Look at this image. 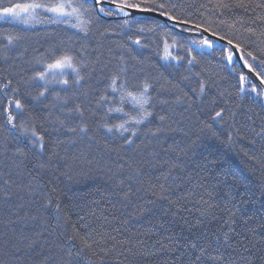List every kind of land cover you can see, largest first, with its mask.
Segmentation results:
<instances>
[{"label": "trees", "instance_id": "trees-1", "mask_svg": "<svg viewBox=\"0 0 264 264\" xmlns=\"http://www.w3.org/2000/svg\"><path fill=\"white\" fill-rule=\"evenodd\" d=\"M16 2L20 0H0V6ZM165 2L178 5L174 10H168L173 16L188 20L189 25H200L202 29H210L211 34L215 32L217 37H225V41L232 39L234 43H239L245 49V57L247 51L253 52L257 61L246 58L259 71L258 61L264 58V37H258L264 32V22L257 20L256 16L264 14V10L257 9L255 13L239 8L215 10L212 6L216 0ZM253 2L258 3L259 0ZM40 17L50 24L25 26L10 20L0 22V47L7 44L4 39L6 35L22 37L9 45V55L14 57L13 60L5 62L0 59V79L9 76L15 85L21 73L25 76L32 74L33 65L27 61L34 64L35 59L41 58L47 49L53 47L79 50L81 44H86L88 51L85 55L93 60L100 55L103 64L110 55L114 57L119 54V45L127 46L130 43L129 33L135 38L138 29L145 28L146 31L139 34L142 43L148 44L147 48L140 50L141 58L145 61L144 71L153 76L163 72L176 80H180L181 76H190V82L181 83L185 91L195 86V73H201L200 78L212 82L213 93L223 92L231 97L230 102L240 105L235 117L240 133L234 137L233 143H222L225 140L224 129L214 125L221 134L220 139L205 137L198 142L194 154L190 153L191 160L186 159L187 173L193 179L182 185L181 189H176L173 199L185 195L189 190H193L195 195L182 200L183 207L177 205L170 209L167 202L162 200H157L155 205L147 204L146 201L154 199L151 193L145 191L137 180H128L127 170L118 169L117 165L121 163L119 156L127 159L128 155H135L131 150L119 149V141L98 137L99 142L83 140L76 144H65L55 151L60 157H65L67 153V159L54 157L49 162L51 141L57 136L65 139L63 134L46 137L49 144L42 156L29 150L22 141L10 138L9 149L6 152L0 150V264H180L187 254L181 256L182 249L176 252L171 249L175 242L183 244L191 241H211L226 253V264H264V197L261 196V188L264 187V134L256 135L264 127V106L254 93L251 100L244 94H237L238 75L242 70L235 57L234 63L230 64L223 58L228 51L224 47L214 43L211 48L201 47L202 39L179 33L157 19L161 27L138 22L152 18H131V26L126 28L118 27L123 25L125 18L100 16L99 24L90 25L92 32L90 38L85 40L83 33L69 24L51 22L50 14L42 12ZM97 28L111 34L103 40V49L96 47V41L100 39L96 34ZM147 28L155 31L148 32ZM164 42L170 46L173 55L185 57L180 64L161 59L165 55ZM193 57L197 63L189 65L187 60ZM102 64L97 66V77ZM233 67L235 72L232 71ZM52 87L57 91L61 88L59 85ZM98 87H102V84ZM61 95L64 93L61 92ZM28 103L33 106L34 114L40 117L35 121L38 128L41 124L48 127L43 120L47 109L43 105H34L31 100ZM3 119L0 116V124H3ZM7 132V126L0 128V136ZM176 138L180 139L179 136ZM17 148L26 155L16 154ZM86 160L92 163L87 164ZM208 161H221L222 165L217 164L212 169L213 175L202 181L205 187H198L197 165L202 166ZM40 164H44V167L41 168ZM109 169L112 171L109 172ZM160 171L146 168L143 179H151L155 183ZM224 171L234 175L237 182L234 184L230 175L228 184H217V180H223ZM121 180L124 181L123 185L120 184ZM229 185H232L231 188ZM129 190L130 198L125 200L124 192ZM245 193L248 195H243ZM242 196L245 202L239 204L240 210L232 225L234 231L230 232L227 222L233 206ZM49 199L54 203L51 207H45ZM56 204L60 206L59 219L55 214ZM135 204H143L150 211L130 217ZM165 209H168L166 214ZM225 232L229 233V248L223 246ZM89 233V242L97 241L98 244L93 245L92 251L85 249L77 257L75 253L83 248L80 236L89 237ZM217 235L221 237L219 243L214 239ZM70 237L75 238L70 241ZM29 243L31 247L27 246ZM69 250L73 253L71 258L67 255Z\"/></svg>", "mask_w": 264, "mask_h": 264}, {"label": "snow or ice", "instance_id": "snow-or-ice-1", "mask_svg": "<svg viewBox=\"0 0 264 264\" xmlns=\"http://www.w3.org/2000/svg\"><path fill=\"white\" fill-rule=\"evenodd\" d=\"M177 7L178 5H170L165 0H20L8 6H0V18H11L28 24L30 20H37L42 12L51 13L49 18L51 22L67 23L78 32H82L85 40H88L92 32L90 25L99 24L101 15L124 17L123 25L118 27L127 28L131 26L132 13L138 12L152 18L138 21L139 23L145 25L153 23L156 27H161L162 25L157 23L155 17H163L177 25H184L187 30L190 22L173 16L168 10L169 8L174 10ZM212 7L215 10L228 11L239 8L245 12L255 13L257 9L264 10V0H259L258 3H254L253 0H216ZM73 19L75 23L72 22ZM256 19L264 22V14L257 15ZM193 27L200 29L201 26ZM145 31V28H139L135 38L129 33L130 43L127 46L119 45L121 49L119 54L114 57L110 55L108 61L103 64L100 55H97L94 60L85 55L88 51L86 44H81L79 50L53 47L47 49L41 58L35 59L34 64L33 61H27L28 64L33 65L32 74L25 76L21 73L15 85L9 76H3L0 79V116L4 119L0 128L7 126L8 132L0 136V150L6 152L9 149L11 138L22 141L28 145L29 150L42 156L49 144L46 137L63 134L65 139L57 136L51 141L52 152L48 156V161L51 162L54 157L67 159V153L65 157H60L55 151L62 145L76 144L83 140L99 142L98 137L110 138L119 141V149L131 150L135 154L128 155L127 159L119 156L121 163L117 167L121 171L127 170L128 180H137L145 191L151 193L154 199L146 201L147 204L155 205L157 200H162L167 202L168 209L177 205L183 207L181 201H186L188 196L195 195L193 190H189L185 195L176 196L173 199L175 190L181 189L182 185L193 179L187 173L186 159L191 160L190 153L194 154V148L203 138L220 139L221 134L214 125H220L224 129L225 140L221 141L222 143H233L234 137L240 133V128L235 123L236 109L240 105L230 102L231 97L223 92L213 93L212 82L210 79L200 78L201 73H195L196 84L190 86L188 91L181 87V83L190 82V76H181L180 80H176L165 76L163 72L155 76L146 73L143 68L145 61L141 58L140 50L147 48L148 44L142 43L139 35ZM147 31L154 32L155 29L147 28ZM202 31L207 33L210 29L204 28ZM96 34L100 37L96 41V47L103 49V40L111 34L99 28ZM212 35L215 36L216 33L212 32ZM261 37H264V32L259 34L258 38ZM4 39L7 40V44L0 47V59L8 62L14 59L9 55L11 51L9 45H13L22 37L6 35ZM219 39L226 38L220 36ZM174 43L177 42L174 41ZM227 45L230 48L223 58L232 64L234 55L239 50L238 59L242 61L241 68L247 69L246 73L241 71L238 75L237 94H244L251 100V94L254 93L264 106V58L259 59V71H257L246 58L257 61V56L253 52L247 51L245 57V49L239 43H234L232 39H227ZM204 46L211 48L213 43L205 37L201 43V47ZM169 48L167 42H164L165 55L161 59L168 62L176 61L180 64L185 57L173 55ZM108 51L111 53V48ZM187 63L195 65L197 61L193 57L188 59ZM101 64L97 77V66ZM232 71H236L235 67ZM94 77L95 82H93ZM100 84L102 87H98ZM53 85L61 86L60 91L53 88ZM61 92L64 95H61ZM29 100L34 105H43L47 109L43 120L48 127L41 124L38 128L35 121L40 117L34 114V108L29 105ZM45 101L48 103L45 104ZM262 134H264V127L256 133L257 136ZM177 136L180 139H177ZM193 136L196 137L195 140L192 139ZM169 140L171 143H168ZM16 154L26 155L19 148L16 149ZM75 159L80 158H73ZM204 159L207 161V157ZM85 162L92 163L91 160ZM217 164L222 165V162L208 161L202 166L197 165L198 187L206 186L202 181L213 175L212 169ZM39 166L43 168L44 164ZM146 168L161 169L155 183L151 179H143ZM230 175L224 171L223 180H217V184H228ZM231 178L235 184L237 182L235 176L231 175ZM123 183L124 181L121 180L120 184L123 185ZM231 186L229 185V188ZM130 195L131 190L126 191L123 198L129 200ZM261 196L264 197V187L261 188ZM244 202L242 196L241 200L233 206L234 210L230 213L227 222L230 232L234 231L232 225L236 222L235 217L240 210L239 204ZM53 203L54 201L49 199L45 207H51ZM168 209L164 210L165 214ZM146 211L150 209L145 205L135 204L129 216ZM55 214L59 219V204H56ZM160 226L164 227L163 224ZM90 236V233L89 237L80 236L83 248L75 253L77 257H80L85 249L92 251L93 245L98 244L97 241L90 243ZM223 236V246L231 247L229 233L225 232ZM74 238L70 237L69 240ZM214 239L219 243L221 237L217 235ZM27 246L32 245L29 243ZM171 250L180 251L181 256L187 254L180 264H226V253L214 246L211 241L205 243L191 241L183 244L175 242ZM67 255L69 258L73 256L71 250Z\"/></svg>", "mask_w": 264, "mask_h": 264}, {"label": "water", "instance_id": "water-1", "mask_svg": "<svg viewBox=\"0 0 264 264\" xmlns=\"http://www.w3.org/2000/svg\"><path fill=\"white\" fill-rule=\"evenodd\" d=\"M105 6H107V4H105ZM102 17L106 18L105 16L101 15ZM124 17H116V18H113V19H122ZM131 18H151L149 16H146L144 14H141V13H138V12H133L132 13V17ZM155 19L161 21L162 23L166 24L167 26L175 29L176 31H178L179 33H182V34H185V35H188V36H191V37H197V38H200V39H203V38H208L212 41V43L216 44V45H219L221 47H224L225 49L229 50L230 46L227 45V41L225 40H221L219 39V37L217 36H213L211 33L207 32V33H204L202 30V28L200 29H197L191 25H188V28L187 29H190L191 31H187V30H184L183 28H185L184 25H177L175 24L173 21H167L165 18L163 17H155ZM240 55V52L239 50H237V53L236 55H234L235 57V60H236V63L237 65L241 68V65H242V61L238 59V56ZM242 71H244L245 73L247 72V69H242Z\"/></svg>", "mask_w": 264, "mask_h": 264}, {"label": "rangeland", "instance_id": "rangeland-1", "mask_svg": "<svg viewBox=\"0 0 264 264\" xmlns=\"http://www.w3.org/2000/svg\"><path fill=\"white\" fill-rule=\"evenodd\" d=\"M47 14L52 15L51 13H47ZM6 20H10V21H13V22H19L17 20L11 19V18H0V22L6 21ZM73 22L75 23V19H73ZM21 24H23V23H21ZM33 24L39 26V25L50 24V22L47 19L43 18V17H39L37 20H35V21L30 20L28 24H23V25L27 26V25H33Z\"/></svg>", "mask_w": 264, "mask_h": 264}]
</instances>
